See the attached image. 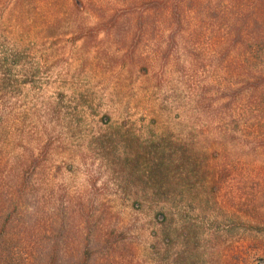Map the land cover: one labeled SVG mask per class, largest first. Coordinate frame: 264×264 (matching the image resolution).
<instances>
[{
	"label": "rangeland",
	"instance_id": "rangeland-1",
	"mask_svg": "<svg viewBox=\"0 0 264 264\" xmlns=\"http://www.w3.org/2000/svg\"><path fill=\"white\" fill-rule=\"evenodd\" d=\"M82 1L0 0V176L67 260L91 230L92 264H264L263 29L237 0Z\"/></svg>",
	"mask_w": 264,
	"mask_h": 264
},
{
	"label": "trees",
	"instance_id": "trees-1",
	"mask_svg": "<svg viewBox=\"0 0 264 264\" xmlns=\"http://www.w3.org/2000/svg\"><path fill=\"white\" fill-rule=\"evenodd\" d=\"M237 1L240 8L243 6L247 8L246 12L241 14L245 27L250 28L248 19L251 18L254 25L263 29L260 38L264 39V0ZM73 3L78 10L83 6L82 0H73ZM176 18L178 21L180 20L179 15ZM238 36L241 34L237 33ZM237 40L240 39H235V41ZM155 148L157 151L159 150L158 146ZM137 150L136 153L140 157L139 148ZM158 157L159 159L154 162V166L161 168V175L163 179H166L168 178L167 172L163 169L171 155L164 154L162 157ZM7 168L5 163V173L3 172L4 174L0 176V264H92V259L95 256L92 248V231L89 230L84 235L82 253L78 254L77 257L71 255L67 260L66 255L60 250L66 228L64 223L62 220L58 222L57 218L44 212V207L37 205L38 202L33 204V201L30 200L29 194L24 190L26 182L24 169L21 171L17 166H14L8 172L6 171ZM55 221L58 222V226L54 240L48 242L46 235L43 237L34 235L33 230L38 226L40 228L45 227L46 232L47 230L51 232L50 228ZM36 244H42V246ZM48 244L50 247H45ZM35 247L38 249L35 250Z\"/></svg>",
	"mask_w": 264,
	"mask_h": 264
}]
</instances>
